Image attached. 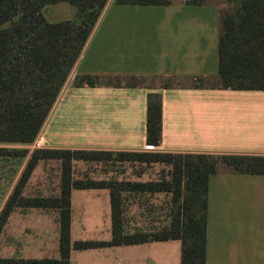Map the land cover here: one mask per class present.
<instances>
[{"label": "crops", "instance_id": "0c3cea01", "mask_svg": "<svg viewBox=\"0 0 264 264\" xmlns=\"http://www.w3.org/2000/svg\"><path fill=\"white\" fill-rule=\"evenodd\" d=\"M219 34L220 9L216 4L118 5L109 0L71 78L77 74L216 75ZM73 83H66L37 144L44 141L48 148L88 150L264 155V90L194 88L187 81L184 86L160 88V82L155 86L163 97V137L159 146H149L148 88L75 87ZM116 179L147 181L144 173L137 171ZM127 194V230L133 232L139 223V197L134 192ZM89 195L110 196L111 206L108 188L73 189L72 242L74 200ZM181 252L179 239L72 249L71 264H181ZM206 264H264V174L210 175Z\"/></svg>", "mask_w": 264, "mask_h": 264}, {"label": "trees", "instance_id": "16d2710c", "mask_svg": "<svg viewBox=\"0 0 264 264\" xmlns=\"http://www.w3.org/2000/svg\"><path fill=\"white\" fill-rule=\"evenodd\" d=\"M66 2L75 17L57 22L44 15L48 5ZM109 0H0V156L27 158L3 207L0 238L19 208L55 210L59 225L58 257L0 256V264H71L72 249L179 239L181 264H206L208 183L213 173L264 174V155L188 152L113 151L37 147L34 144L68 82ZM118 5H203L220 9L218 73L216 75L77 74L75 87L111 85L146 87L147 144L163 137V97L160 88L184 86L232 90H264V0H116ZM167 167L156 180L75 178L74 166L113 160ZM56 161L60 177L54 196L29 195L27 187L42 162ZM108 188L111 194L112 238L109 241L71 239L73 189ZM127 192L171 196L169 223L155 231H128L124 213ZM129 199V198H128ZM158 212L156 205L151 211Z\"/></svg>", "mask_w": 264, "mask_h": 264}, {"label": "rangeland", "instance_id": "374dc122", "mask_svg": "<svg viewBox=\"0 0 264 264\" xmlns=\"http://www.w3.org/2000/svg\"><path fill=\"white\" fill-rule=\"evenodd\" d=\"M45 17L52 22L73 19L75 8L66 2L48 5L44 9ZM70 81L74 80L70 76ZM160 85V80L147 82V85ZM40 138V136H39ZM46 143L22 146L30 151L37 147H45ZM27 158L0 156V206L3 207L5 201L13 190L19 176L25 166ZM168 168L160 166H146L137 162L108 161L76 163L74 166L75 178L104 177L106 179H116L128 175L129 171L144 173L147 180H156L167 177ZM60 171L56 161L42 162L34 174L27 187L29 195H50L54 196L58 192ZM101 192V191H91ZM95 194V193H92ZM104 195V194H102ZM138 197V196H136ZM139 207V223L137 229L143 231H155L169 223L171 213V196L160 194L158 196L144 194L137 198ZM130 199L125 201L124 220L126 227L129 225L130 211L128 204ZM160 208L159 213L151 211L152 207ZM74 231L75 241H109L111 234V206L110 196L89 195L88 198H78L74 200ZM82 220L83 223L80 221ZM253 231H259L254 229ZM256 233V232H255ZM59 248V225L57 212L55 210L41 211L38 209L19 208L11 217L4 233L0 238V256H22L32 258L37 256L57 257ZM56 255V256H53ZM43 258V257H39Z\"/></svg>", "mask_w": 264, "mask_h": 264}]
</instances>
